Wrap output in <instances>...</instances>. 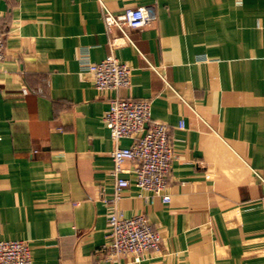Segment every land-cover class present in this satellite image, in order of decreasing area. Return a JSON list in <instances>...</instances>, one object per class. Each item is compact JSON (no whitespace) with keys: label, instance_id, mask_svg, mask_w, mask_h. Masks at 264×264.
I'll list each match as a JSON object with an SVG mask.
<instances>
[{"label":"crops","instance_id":"0c3cea01","mask_svg":"<svg viewBox=\"0 0 264 264\" xmlns=\"http://www.w3.org/2000/svg\"><path fill=\"white\" fill-rule=\"evenodd\" d=\"M102 1L157 15L113 48L132 67L117 93L80 72V52L100 61L122 36L97 0H0V240L28 241L32 264H264V0ZM116 94L150 99L174 151L168 202L121 174L119 207L162 234L139 261L101 249Z\"/></svg>","mask_w":264,"mask_h":264},{"label":"built area","instance_id":"2783aa9c","mask_svg":"<svg viewBox=\"0 0 264 264\" xmlns=\"http://www.w3.org/2000/svg\"><path fill=\"white\" fill-rule=\"evenodd\" d=\"M107 30L117 26L122 32L121 37L110 40L111 52L100 61H90L85 51L80 52V72L87 76L99 91H115L128 87L132 67L120 61L112 52L113 48L125 40L131 41L127 29H140L152 26L157 15L151 6L126 7L114 14L102 0H97ZM6 55L4 37L0 32V59ZM206 57H202L205 59ZM23 88L22 93L26 94ZM102 121L109 129L114 147L111 151L114 177V190L110 197L103 198L110 205L107 218V230L102 251L109 256H131L139 261L145 255L158 250L162 241L161 232L154 228L144 214L126 216L119 207L123 188L128 187L130 179L121 174L132 173V183L139 189L152 195L160 196L164 202L170 195L164 193L167 175L171 169L174 151L168 139L166 123L151 119V100L116 96L109 99V106L102 115ZM183 127V123L179 124ZM133 139L127 147L119 145V139ZM131 162L128 170L124 164ZM264 183V180L261 179ZM0 264H32L31 250L26 240H0Z\"/></svg>","mask_w":264,"mask_h":264}]
</instances>
